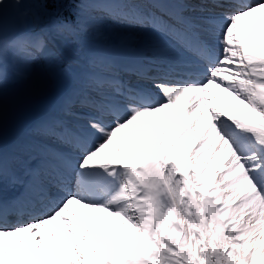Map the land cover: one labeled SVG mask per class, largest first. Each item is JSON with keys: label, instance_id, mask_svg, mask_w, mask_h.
Masks as SVG:
<instances>
[{"label": "snow or ice", "instance_id": "6c2138e0", "mask_svg": "<svg viewBox=\"0 0 264 264\" xmlns=\"http://www.w3.org/2000/svg\"><path fill=\"white\" fill-rule=\"evenodd\" d=\"M143 3L0 0V264H264V0ZM9 7L35 30L7 37ZM10 51L95 71L6 154Z\"/></svg>", "mask_w": 264, "mask_h": 264}, {"label": "rangeland", "instance_id": "374dc122", "mask_svg": "<svg viewBox=\"0 0 264 264\" xmlns=\"http://www.w3.org/2000/svg\"><path fill=\"white\" fill-rule=\"evenodd\" d=\"M34 30L35 29L31 28L28 31H34ZM86 59H87L86 55L81 56L79 58L70 57L68 61V65H70L73 68L74 72H66L65 70L60 71V69L57 68L55 71L56 76L55 78H52L46 73L45 69H40L35 74L26 72L23 68L18 66V62H19L18 59L10 51L8 56V66L10 73L12 74V82L7 87L5 93V103L3 110V132L6 135L3 138V141L7 140L8 138L15 137L14 135L11 136V134L18 132L19 129L22 132L23 127H25V124L32 121L33 119L42 118L43 116L51 117L52 115H50V113H47L48 112L47 109H50V107L46 105L38 106V104H36V99H37L36 97L42 96L43 94H47L51 92V90L53 89L57 90L59 92V95H66L67 93H64V91L61 89L62 86L60 84H62L64 87H67L68 86L67 84L69 83L67 81L68 78L71 79L72 81L75 80L77 81L78 78H81V82H83L84 84L86 82L88 67H89L86 64ZM25 73L27 75L26 79H18L19 74H25ZM62 73H67V74L65 75L63 74L64 76H62ZM67 75H69L71 78L68 77ZM23 81L24 82L26 81L25 83L28 86V92L27 91L23 92L22 90L23 88L21 87L22 85L21 82ZM59 86H61L60 89ZM18 103L24 105L19 107V109L15 110L14 107ZM17 120H19L20 123H18ZM19 139H22V137H19Z\"/></svg>", "mask_w": 264, "mask_h": 264}, {"label": "bare ground", "instance_id": "6f19581e", "mask_svg": "<svg viewBox=\"0 0 264 264\" xmlns=\"http://www.w3.org/2000/svg\"><path fill=\"white\" fill-rule=\"evenodd\" d=\"M119 3L121 2V0H118ZM133 2L139 6V7H143L145 6L144 3H143V0H133ZM93 20L94 22L96 23V25L100 28V30L102 32H104L106 35H114V34H117V33H123V32H132L133 34H136V35H141V33H139L138 30H135V29H129L126 25H123V24H120V23H117V22H114L113 20H110V19H107V18H104L102 16H100L99 14H93ZM128 62V58L127 57H123L120 59L119 63L121 64H124V63H127ZM22 67L23 69L28 72V73H37L40 69H45L46 70V73L52 77V78H55V71L56 69H53L51 68L47 63L46 61L43 59V58H40L36 63L32 64L30 68H25V66L22 64ZM93 71H95L94 69H92L91 67L89 68L88 70V74H87V79L89 78V76L93 73ZM193 71H199L198 68H193ZM33 74V75H34ZM32 75V76H33ZM26 82V81H25ZM24 81L21 82V87L23 88V92H28V86L27 84L25 83ZM86 87V82L84 83V86L83 85H80L78 86V88L72 90L69 92L68 98H72L73 100L75 99L76 96H78L81 92V90H83L84 88ZM31 88V87H30ZM30 90V89H29ZM31 91V90H30ZM213 93L217 95L218 99H221L223 101V103H225L226 105H229V104H234L235 102L232 101L231 97H227L225 94L223 93H219V90L218 89H212ZM6 93V92H5ZM27 95V94H26ZM66 97H62V96H59V95H55V98L51 101V106L50 109H47L49 113H54L56 110H59V105H60V102L66 98ZM7 102V101H6ZM5 103V102H4ZM48 106L50 104H39L38 106ZM79 115L80 117L83 119L84 117L87 116L88 114V109L86 108H82V107H79L77 106L75 109H74ZM179 115V110H177V116ZM48 117V116H47ZM50 117V116H49ZM175 129V126L173 127V131ZM5 133L3 132V138L5 137ZM12 136V134H11ZM21 190L22 188L20 187H17V190L18 191ZM10 190H13V189H10ZM19 192V191H18ZM16 192V193H18ZM9 193V192H8ZM47 207H51V205H48ZM27 218H30L27 214H24L22 215V220L20 218V221H27L29 219Z\"/></svg>", "mask_w": 264, "mask_h": 264}, {"label": "water", "instance_id": "95a60500", "mask_svg": "<svg viewBox=\"0 0 264 264\" xmlns=\"http://www.w3.org/2000/svg\"><path fill=\"white\" fill-rule=\"evenodd\" d=\"M4 34L9 37L22 31V25L10 15H4Z\"/></svg>", "mask_w": 264, "mask_h": 264}, {"label": "trees", "instance_id": "16d2710c", "mask_svg": "<svg viewBox=\"0 0 264 264\" xmlns=\"http://www.w3.org/2000/svg\"><path fill=\"white\" fill-rule=\"evenodd\" d=\"M21 3L24 5H35L36 0H21ZM26 9L25 8H20V9H15L12 8L11 12L17 16H20ZM65 14V13H64ZM25 28H29L25 25Z\"/></svg>", "mask_w": 264, "mask_h": 264}]
</instances>
